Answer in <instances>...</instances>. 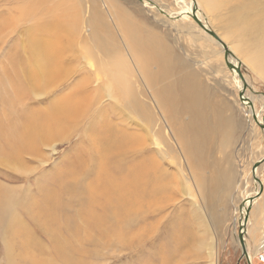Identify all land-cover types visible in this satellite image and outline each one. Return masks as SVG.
<instances>
[{
  "label": "bare ground",
  "instance_id": "obj_1",
  "mask_svg": "<svg viewBox=\"0 0 264 264\" xmlns=\"http://www.w3.org/2000/svg\"><path fill=\"white\" fill-rule=\"evenodd\" d=\"M1 1L0 9L5 7L9 14L0 31V43H6L9 42L11 32L16 30L15 24L22 20L19 15L32 9L33 4L32 0H12L5 3ZM139 1L142 5L138 4V1V3L134 1L128 3L131 12L138 14L145 9L149 11L154 5L150 0ZM177 1L181 11L177 14L172 13L171 16L177 15L181 18L196 16L212 30L206 20L207 17L202 12L204 10L199 0ZM263 2V5L242 3L236 6L235 9L243 8L244 11L239 12L240 14L236 12L237 15L230 20L236 28L234 32L247 39L251 38V41L255 39L256 48H254L255 44L252 47L257 50V53L251 52L252 59H260V61L264 59ZM226 3L227 0H203L204 5L212 6L219 11L224 9ZM164 7L169 6L162 5V8ZM249 7L252 11L246 9ZM70 10L71 6L64 8L61 1H55L49 6L42 5L34 13L38 20L29 24L31 36L28 50L33 57L26 61L23 59L27 64V67L23 69V80L29 85L31 95L28 94L27 98L23 97V94L27 93L23 86L12 89L10 99L14 97L15 102L20 105L22 104L20 100L25 101L21 112L23 123L20 129L14 125L17 133L13 139L14 144L10 146V150L15 149L18 157L15 160L14 153L0 151V167L3 165L11 169L13 166L12 169H14L15 164L23 163L25 155L31 156V161L35 162L37 158L42 159L40 165H44L49 157L46 155V148L55 152V144L58 140L63 141L67 138V141L71 140L79 129L85 127L89 130L94 124L92 127L94 131L81 140V143H85L84 148L91 150L90 160L81 155L77 159L80 167L78 171L68 162L64 166L66 168L58 170L56 175L43 178L44 183L38 188V198L36 196L29 198L25 203L22 200L18 202V205H16L17 200L13 203L9 197L2 196L1 193L5 189L0 185V228L7 222L21 224L26 232L29 246L32 250L34 248L39 250L36 260L21 259L12 251V237L10 236V240L3 238L6 264H45L42 262L44 258L41 259L45 252L47 258L53 257L56 260L51 262L52 264H90L86 258L90 250L84 245L79 246V232L85 229L96 232L101 237L123 234L125 240L139 238L138 236L143 235L140 231L143 228H138L139 222L155 220L165 210L164 202L169 203L174 200L173 187L179 185L182 180L176 174L170 173L163 162L166 161L169 166L175 167L173 151L176 150L186 162L190 159L196 163L199 160V165L204 164L201 151L203 134H206L208 129L204 127L206 113L203 105L201 106L203 95L198 93L199 91H194L193 80L198 77L189 70L188 74L184 71L183 75L177 72V68L186 70L185 66L179 68L181 60L174 59L173 54L170 55V50L164 44L155 41L151 31L144 33L138 31L130 17L124 15L125 9L120 1L115 6V17L118 23H121L119 32L129 39L125 46L126 51L121 52L114 51L115 47L112 48L111 44L105 45L101 49L102 52H99L87 41L80 40L73 30L72 25L76 17L69 12ZM167 11L171 10L167 9ZM252 12H256L260 17L256 18L254 15L255 19H250ZM149 13L155 18L154 13L151 11ZM181 13L186 14L181 15ZM41 14L42 16L38 18ZM168 22L170 26H177L176 21ZM192 22L196 30L222 46L223 51L226 50L211 34L204 31L195 19ZM214 32L219 36L216 31ZM220 39L223 38L220 37ZM225 42L226 48L231 50V45ZM231 51L228 56L229 62L241 69L240 59L238 60L233 50ZM104 56L109 58L110 63L104 61ZM126 56L130 57L131 62L134 63L135 84L142 82L144 90L139 93L129 89L130 77L133 75ZM150 65L155 67V69L152 67L153 71ZM173 67L177 75L172 73ZM231 70L240 79H237L239 90H243L245 99L250 101L249 93H246L247 89L244 88L238 72L235 69ZM120 78L125 81L124 89ZM38 80L40 88L36 87ZM57 81L59 83H56ZM247 81L246 84H248ZM24 83L22 80L19 81L20 85ZM198 83L201 85L200 91H205V86L199 78ZM5 84L3 82V87ZM51 87L55 90H51ZM251 90L252 96L260 94L257 93L258 91ZM48 92L51 99L48 101V106L43 108V112H41L42 107H33L35 100L47 95ZM29 98L31 102L28 101ZM123 98H126V105L121 103ZM242 102V106L246 103L243 106L246 114L248 116L253 114V117L257 118V121H254L261 124L264 119L260 111H257V106L254 107L252 101L250 105L245 100ZM185 115H188L187 121H185ZM0 116L7 119L5 112ZM250 117L247 118L253 124ZM15 119H18L17 115ZM223 120L225 132L222 142L226 146L229 140L234 139V127L235 125L237 127V124L228 116H224ZM158 121L163 126L160 131ZM63 129L70 131L65 137L59 134ZM263 157L264 155L254 161L251 167ZM258 168L255 172L256 176H258ZM186 171L189 182H195L197 188L204 186L202 180L194 177L188 166ZM252 173L254 177L253 170ZM229 179L228 182L231 185L234 178ZM263 185L264 182L261 179L257 182L255 198L249 196L242 208L236 209L241 213L238 221H240L246 252L243 257L248 264L252 262L254 255L246 237L249 232L247 226L249 210L257 196L262 194L263 197L259 198L264 200V189L260 188ZM178 192L179 195L187 192V187L185 185L180 187ZM184 217L181 215L172 220L170 233L173 232L176 237L173 243L180 238L184 248H187L194 239V234L192 235L193 228L187 220L184 227L177 225L185 220ZM216 232L215 229V236ZM43 237L48 243L44 244ZM235 237L239 240V233ZM85 240L95 245V241L90 237H85ZM240 245L242 249L241 241ZM213 248L215 260L218 250L217 247L213 246ZM171 252L175 256L173 248ZM170 257V254L168 256L163 254L162 264H169Z\"/></svg>",
  "mask_w": 264,
  "mask_h": 264
},
{
  "label": "rangeland",
  "instance_id": "obj_2",
  "mask_svg": "<svg viewBox=\"0 0 264 264\" xmlns=\"http://www.w3.org/2000/svg\"><path fill=\"white\" fill-rule=\"evenodd\" d=\"M8 1L12 0H2L1 2ZM55 1H61L64 8L68 5L71 6L69 12L76 17L72 27L80 40L87 41L90 46L99 52H102L101 49L107 44H111L112 48L115 47L114 51L121 52L126 51L125 46L129 39L119 32L121 23H118V19L115 17V6L120 1L125 9L124 15L130 17L138 31L143 33L151 31L155 41L164 44L170 50V55L173 54L174 59L179 58L181 60L179 68L185 66L186 70L177 68L176 71L183 75L184 71L188 74L189 70L205 86V91L201 92L198 78L193 80L194 91H199L198 93L203 95L201 106L203 105L206 113L204 127L208 129V132L203 134L201 151L204 164L199 165V160L196 163L187 159L186 162L176 150L173 151V160L176 162V166H169L166 161L163 164L169 168L170 173L176 174L178 178L182 179L179 185L173 187L174 200L169 203L164 202L165 210L155 220L150 219L139 222L138 228H143L140 230L143 235L138 236L139 238L125 240L123 234L101 237L96 232L85 229L79 232V246L84 245L90 250L86 257L87 262L90 261V264H162L163 254L166 256L170 254L169 264H248L246 258L242 257L240 239L238 240L235 237L239 233L240 221L238 220L241 218V213L236 209L240 208L243 200L246 201L249 196H255L258 181H254L251 164L264 155V130L259 123L254 121L253 114L250 117L243 110L246 103L242 106L243 102L240 98L239 82L237 81L239 77L229 69L225 60V50L223 51L222 46L196 30L192 26L193 19L191 16L188 18H181L177 15L171 16L172 13L177 14L181 11L177 0H150L154 5L149 11L155 14L153 15L155 18L150 16L149 11L145 8L142 13L139 12L140 14L131 12L128 3L134 1L141 4L139 0H137L138 2L136 0H32V9L19 15L22 20L20 23L15 24L16 30L11 32L9 42L0 43V114L5 112L7 116V119L0 116V151L2 153L6 151H10V154L14 153L15 160L18 157L15 149L10 150V146L14 144L13 139L17 133V128L14 125L20 129L23 123L21 112L24 108L22 104L25 101L20 100L22 102L20 105L15 102L14 97L10 99V94L13 88L15 90L19 86H23L27 91L23 94V97L27 98L28 94L31 95L29 85L24 83L23 80V69L27 67L24 60L33 57L28 50L31 36L29 24L34 20L35 22L38 20L37 17L35 18L34 13L42 5L49 6ZM199 1L204 10L202 12L207 17L206 20H208L212 30L216 31L226 41L222 39L226 44L231 45L234 56L238 60L240 59V67L246 81L248 80L247 83H250L251 89L260 93L252 96L250 87L246 90L254 107L257 106V111H260L264 119V59H261V61L260 59H252L251 52L257 53V50L254 49L256 48L255 39L251 41V38L247 39V37L238 35L234 32L236 28L230 21L231 17L244 11L243 8L235 9L236 6L242 3L263 5V0H227L224 9L221 11L212 6L204 5L203 0ZM162 5H168L169 7L162 8ZM167 9L176 12L167 11ZM246 9L252 11L251 7ZM252 13L250 19L258 18L259 14L257 15V13H260V11ZM184 14L186 13H181V15ZM8 15L6 8L2 7L0 9V31L3 29L4 21ZM41 16L42 14L38 18ZM178 18L183 20L177 22L181 20ZM224 18L228 21H225ZM168 21H176L175 25L177 26L168 25ZM237 27L239 28V25ZM254 44L255 47L253 48ZM126 59L133 75L130 77L129 89L136 90V93H139L144 90L142 82L135 84L134 63L131 62L130 57L126 56ZM104 61L110 63L107 56H104ZM152 67L155 69L154 66L150 65L151 70ZM174 67L172 73L177 75ZM120 79L124 84V89L125 81L123 78ZM20 80L24 84L20 85ZM2 81L6 83L4 87ZM56 83H59V81ZM36 87L40 88L39 80ZM51 90H55V88L51 87ZM47 95L35 100L33 107H42L41 112H43V108L48 106V101L51 99ZM143 97L147 99L146 96ZM28 101L31 102V98ZM121 103L126 105V98H123ZM261 108L262 110H260ZM15 115L18 117L17 120ZM158 115L161 117L159 113ZM187 116L185 115V121H187ZM224 116L230 117L231 120L234 119L237 124V127L236 125L234 127V139L229 140L226 146L222 142L225 132L222 123L224 122ZM246 116L250 117L253 124L249 122V118ZM160 117L159 121H161ZM111 119H115V117H111ZM159 121L158 130L160 131L163 126ZM261 124H264V121ZM92 127L89 130L84 127L81 130L79 129V132L75 131L76 134L74 137L72 136L71 140L67 141L68 138L63 139V141L58 140L55 144V152L46 148V155L49 157L44 165H40L42 159L37 158V162L31 161V156L28 155L24 156L22 164H15L14 169H12L13 166L10 169L2 165L0 167V185L5 189L1 193L2 196L9 197L13 203L17 200L16 205L22 200L25 203L29 198L39 197L38 188L44 183L43 178L56 175L57 171L68 162H70L69 165L72 168L74 165L76 171L80 170L77 159L82 155L90 160L91 152L90 149L84 148L85 143H81V140L94 131ZM69 133L68 129L59 132V134H63V137ZM187 166L194 177L202 180L204 186L197 188L195 182H189L188 172L186 171ZM231 174L233 175L231 176ZM230 177L234 178L232 180L233 185L232 183L229 185L228 180H230ZM258 177L264 182V163L258 168ZM184 185L187 187V192L179 195L178 190ZM262 188L264 189V187ZM261 196L262 194L256 197L258 200L255 199L252 202L249 210L247 225L249 232H247L246 237L254 254L251 264H264V200H260L259 197ZM181 215L185 216V220L180 221L177 225L182 228L187 220L194 231H192L194 239L187 245V248H184L180 238H178L179 241L173 243L176 237H174L173 232L170 233L172 220ZM215 229L217 231L216 236ZM10 236L12 237V251L17 254L18 258H29L28 261L38 258L39 250L36 248L32 250V247L29 246L26 232H24L21 224L7 222L0 228V264H6L3 238L10 240ZM85 237L93 239L95 245H92L91 241L85 240ZM42 241L44 244L48 243L44 237ZM211 244L217 247L218 250L215 260L213 259L215 249H212ZM172 248L173 252L175 250V256L172 255ZM52 258H47L46 252L45 255L41 256L42 262L45 264L53 262L55 259Z\"/></svg>",
  "mask_w": 264,
  "mask_h": 264
},
{
  "label": "water",
  "instance_id": "obj_3",
  "mask_svg": "<svg viewBox=\"0 0 264 264\" xmlns=\"http://www.w3.org/2000/svg\"><path fill=\"white\" fill-rule=\"evenodd\" d=\"M192 18L193 19H195L198 23H199V25H200V27L204 30V31H206V32H208L209 34H211L216 40H217V42L218 43H220L221 45H223L225 48L224 49H226L225 50V60H226V63H227V65H228V67H229V69H235L237 72H238V74H239V76H240V78H241V80H242V82H243V86H244V88H248V84H246V81H245V79H244V77H243V74H242V72H241V69L238 67V66H236L235 64H233L232 62H229V60H228V56H229V54H231V51L228 49V48H226V45L224 44V42L220 39V37L214 32V31H212V30H210L209 28H207L199 19H198V17H196V16H192ZM243 90H241L240 91V98H241V101H247V102H249L248 104L250 105L252 102H250L247 98L245 99V97H244V95H243ZM254 118V117H253ZM254 120H256L257 121V118L255 117L254 118ZM261 125V127L262 128H264V124H260ZM264 163V157L263 158H261V160H259V161H257L256 163H254L253 164V172H254V181H260V179H259V177L258 176H256V174H255V172H256V169L258 168V167H260L261 166V164H263ZM263 187V186H262ZM262 187H260V188H262ZM243 203H244V200L241 202V205H240V209L242 208V206H243ZM239 229H240V232H239V238H240V241H241V244H242V257L245 255V246H244V239H243V233L241 232V228L239 227ZM249 264H251V263H249Z\"/></svg>",
  "mask_w": 264,
  "mask_h": 264
}]
</instances>
